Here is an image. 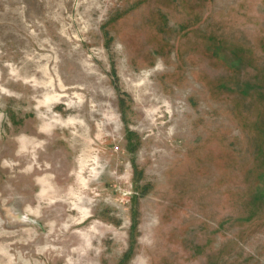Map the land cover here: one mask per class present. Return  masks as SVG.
<instances>
[{
	"label": "rangeland",
	"instance_id": "obj_1",
	"mask_svg": "<svg viewBox=\"0 0 264 264\" xmlns=\"http://www.w3.org/2000/svg\"><path fill=\"white\" fill-rule=\"evenodd\" d=\"M83 238L264 264V0H0V264Z\"/></svg>",
	"mask_w": 264,
	"mask_h": 264
},
{
	"label": "bare ground",
	"instance_id": "obj_2",
	"mask_svg": "<svg viewBox=\"0 0 264 264\" xmlns=\"http://www.w3.org/2000/svg\"><path fill=\"white\" fill-rule=\"evenodd\" d=\"M143 87V86H142ZM141 97V96H140ZM145 97V96H144ZM148 98V97H147ZM144 101V100H143ZM147 102V101H146ZM148 102H151V101H148ZM143 103V102H142ZM145 103V102H144ZM140 105H142V104H140ZM191 115V114H190ZM147 116V115H146ZM159 118V117H158ZM148 119V118H147ZM144 120V119H143ZM146 120V119H145ZM163 135V134H162ZM163 138V137H162ZM162 140V139H161ZM164 140V139H163ZM81 236H83V235H81V234H79V235H77V237H81ZM117 238V237H116ZM83 240H84V242L86 243V238H83ZM87 244V246H86V250H85V252H83V254L81 255V258L82 259H85L86 261H87V264H89L88 262L90 261V260H92L93 258H94V256H95V254L96 253H94L93 252V247L92 246H89L88 245V243H86ZM94 253V254H93Z\"/></svg>",
	"mask_w": 264,
	"mask_h": 264
}]
</instances>
